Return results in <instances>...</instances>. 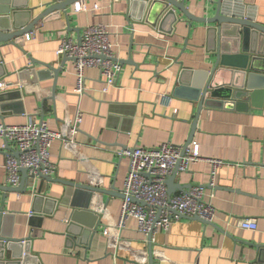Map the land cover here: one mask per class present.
Instances as JSON below:
<instances>
[{
  "label": "crops",
  "instance_id": "crops-1",
  "mask_svg": "<svg viewBox=\"0 0 264 264\" xmlns=\"http://www.w3.org/2000/svg\"><path fill=\"white\" fill-rule=\"evenodd\" d=\"M52 1L0 0V16L21 25ZM215 1L184 0V4L195 16L209 17ZM228 1L241 4L245 12L250 9L254 20L264 25V0ZM76 4L86 9L77 10ZM76 4L67 15L61 11L46 16L28 37L16 42L18 46L0 44L1 121L8 125L43 121L67 137L77 111L81 113L74 143L55 139L50 146L55 172L27 173L20 191L6 188L7 151L0 141L2 231L30 238L26 259L17 262L8 254L0 264H264V95L252 98L246 108L203 107L197 115L196 102L172 93L182 72L192 83L197 72L212 68L216 58L212 24L188 26L177 11L176 16L164 17L165 6L159 0ZM94 5L99 8L92 10ZM91 23L107 25L115 55L123 62L116 85L108 92L101 90L99 70L86 68L85 93L79 96L74 91L73 60L57 56L55 50L66 37L79 41L82 28ZM258 57L264 68V55ZM43 63L58 68V75ZM195 117L188 145L196 142L202 159L179 172L174 183L185 185V190L202 186L204 199L216 209L213 221L179 219L149 241L131 218L123 230L104 234L106 227L117 223L128 170V159L119 151L161 142L183 146ZM9 148L14 151L13 145ZM207 159L224 162L216 169L214 188L208 186ZM74 184L113 194L89 197ZM180 193L179 187L172 192ZM240 217L255 219L257 229L238 227Z\"/></svg>",
  "mask_w": 264,
  "mask_h": 264
},
{
  "label": "built area",
  "instance_id": "built-area-1",
  "mask_svg": "<svg viewBox=\"0 0 264 264\" xmlns=\"http://www.w3.org/2000/svg\"><path fill=\"white\" fill-rule=\"evenodd\" d=\"M76 5L77 10L86 9L84 5ZM98 8V5H94L92 10ZM55 53L73 60L76 77L74 91L79 96L85 93L86 68L95 67L99 70L103 92L115 87L122 65L115 55L107 25H85L79 41L66 37L61 40ZM80 121L81 113L77 111L70 124L69 134L65 137L52 130L47 122L28 120L23 124L8 125L0 120V141H4L1 147L7 151L4 163L7 184L12 187L19 184L21 169H27L34 176H50L54 173L56 167L50 159V146L55 139L73 144ZM10 144L14 147L12 152L7 150ZM119 155L128 159V170L121 189L117 223L106 227L104 234L110 230H123L131 218L135 219L137 230L147 238L158 230H168L170 224L179 219L198 217L205 223L213 221L216 209L209 200L204 199L202 186L195 185L183 193L169 194L165 183L175 168L179 172L186 171L191 164L202 159L196 142H191L185 149L182 145L161 142L152 147L123 149ZM206 161L211 165L208 186L214 188L216 169L224 162L220 159ZM237 226L252 231L257 229L253 218L240 217ZM115 239L118 241L119 237L115 235Z\"/></svg>",
  "mask_w": 264,
  "mask_h": 264
},
{
  "label": "water",
  "instance_id": "water-1",
  "mask_svg": "<svg viewBox=\"0 0 264 264\" xmlns=\"http://www.w3.org/2000/svg\"><path fill=\"white\" fill-rule=\"evenodd\" d=\"M78 1L79 0H54L39 14L21 25H16L15 22L9 23L5 17L0 16V44L9 42L10 44L18 46L16 42L21 38L23 39L28 33H31L35 26L46 16L53 12L61 11L67 15L68 8L70 6H75ZM147 1L149 0H146V2ZM159 1H162L165 6L163 10L164 17L170 14L176 16L175 11H177L186 18L188 26H191L193 22L205 23L212 24L216 30V45L214 48L216 58L212 68L208 71L197 72L192 83H189V79L183 78L184 73L182 72L173 90V97L196 102L198 105V115L199 110L203 107L238 108L240 104H243L246 108L252 98H259L261 95H264V68L260 66L262 58L258 57L259 55H264V25L254 20L250 9L245 12L241 4H232L228 0H217L211 8L212 15L209 17H199L195 16L186 8L184 0ZM176 19L175 17V20ZM240 40L242 42L241 47L239 44ZM250 43L252 46L255 45L254 49L249 46ZM240 52L246 55L242 56ZM249 53H254L255 55L249 58L247 56ZM236 58H243L244 61L237 63V60H235ZM119 62L122 63L123 61L119 60ZM125 63L129 62L125 61ZM43 64L48 67V70H52L55 76L58 75L60 71L58 68H53L49 64ZM3 109L4 104L0 103V114L4 113L2 112ZM196 117L193 120L192 130L186 143L183 145V149H185L193 137L196 128ZM7 149L9 152H12L9 147H7ZM27 173V169H21L19 184L14 187L6 186V188L20 191L21 187L25 185L24 175H27ZM178 173L179 171L175 168L173 173L166 178L165 183L169 194H172L173 190L178 187L182 192L187 191L185 190V188H187L185 185H177L174 183V179ZM74 187L77 188V190L87 191L89 197L94 193L113 194L111 190L100 189L88 185L74 184ZM3 212L4 206L1 205L0 260L5 259L9 254L11 260L22 262L23 259L27 258L26 255L29 252L28 243L30 238L12 237V235L9 234L10 231L3 234L2 228L5 219V214ZM193 219L199 218L193 217ZM150 239L151 237H148L149 241ZM17 245L20 247L19 250L16 249Z\"/></svg>",
  "mask_w": 264,
  "mask_h": 264
}]
</instances>
